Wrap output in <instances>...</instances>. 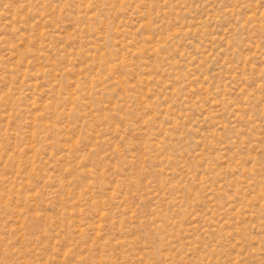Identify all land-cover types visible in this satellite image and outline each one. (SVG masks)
<instances>
[{"label": "rangeland", "instance_id": "rangeland-1", "mask_svg": "<svg viewBox=\"0 0 264 264\" xmlns=\"http://www.w3.org/2000/svg\"><path fill=\"white\" fill-rule=\"evenodd\" d=\"M0 264H264V0H0Z\"/></svg>", "mask_w": 264, "mask_h": 264}]
</instances>
